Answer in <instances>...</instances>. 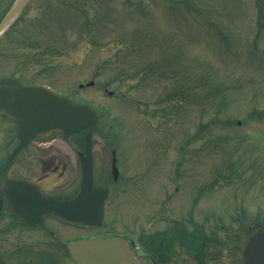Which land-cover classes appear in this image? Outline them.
Here are the masks:
<instances>
[{
    "label": "rangeland",
    "instance_id": "1",
    "mask_svg": "<svg viewBox=\"0 0 264 264\" xmlns=\"http://www.w3.org/2000/svg\"><path fill=\"white\" fill-rule=\"evenodd\" d=\"M254 3L33 0L0 43V74L73 90L97 110V160L109 166L110 142L127 158L131 206L139 172L144 188L158 187L156 160L219 164V236L244 240L249 219L264 217V15L258 33ZM36 48L43 63L31 59Z\"/></svg>",
    "mask_w": 264,
    "mask_h": 264
},
{
    "label": "flooded vegetation",
    "instance_id": "2",
    "mask_svg": "<svg viewBox=\"0 0 264 264\" xmlns=\"http://www.w3.org/2000/svg\"><path fill=\"white\" fill-rule=\"evenodd\" d=\"M16 1L0 0V24ZM32 4L33 0L26 2L0 43L27 17ZM35 50L32 61L43 63V49ZM2 79L21 86L46 87L78 102L73 90L64 93L49 84L26 83L0 74ZM7 118L12 124L6 121L3 127L0 123V264H82L80 257L86 252H80L81 244L108 238L120 241L121 264H241L247 241L264 231V217L262 222L252 218L246 239L239 230L231 236H219V228L223 227L219 226V164L215 171L207 172L206 159H173L166 167L156 160L158 171L153 176L158 187L144 188V173L139 172L138 204L129 205L127 158L117 155L110 142L103 147L110 148L109 166L107 159L98 162L93 139L90 159L93 185L102 193L101 221L87 225L66 220L85 215L86 210L88 216H96L90 213L96 207L95 195L67 206L64 218L51 212V206L45 203H63L83 196L82 159H87L88 129L69 137L37 134L25 140L20 138L15 122L0 111V121ZM79 136H83L82 141ZM8 183L10 188L5 187Z\"/></svg>",
    "mask_w": 264,
    "mask_h": 264
},
{
    "label": "water",
    "instance_id": "3",
    "mask_svg": "<svg viewBox=\"0 0 264 264\" xmlns=\"http://www.w3.org/2000/svg\"><path fill=\"white\" fill-rule=\"evenodd\" d=\"M27 0H17L11 11L0 24V37L11 25L12 21L25 5ZM92 85V83H89ZM0 111L10 117L18 126L19 136L25 140L40 134L49 137L58 133L68 137L83 129L93 127L97 121V113L87 104L72 103L44 87L21 86L10 79L0 80ZM24 140V139H23ZM85 154L87 159H82L83 165V196L68 202L58 203L47 200L50 211L62 217L67 212V206L73 207L82 202L84 197L95 195L96 207L85 215L65 218L71 222L80 221L87 225H95L102 217V193L93 185L91 156V134L85 136ZM114 165V163H113ZM115 168H113V174ZM11 187V183L6 184ZM64 218V217H62ZM80 252L86 255L80 257L82 264H121L123 250L120 241L115 238L96 239L92 242L81 244ZM241 264H264V231L250 237L242 251Z\"/></svg>",
    "mask_w": 264,
    "mask_h": 264
},
{
    "label": "trees",
    "instance_id": "4",
    "mask_svg": "<svg viewBox=\"0 0 264 264\" xmlns=\"http://www.w3.org/2000/svg\"><path fill=\"white\" fill-rule=\"evenodd\" d=\"M255 8H256V12H257V22H258V26L261 28V29H258V33H261L262 31V28H263V23H262V18H263V15H264V8L262 6V1L261 0H255ZM150 64H153V65H147L145 68V71H143L145 73L146 76L149 75V73H154L156 68H157V64L158 62L156 63H150ZM147 69V70H146ZM156 73V72H155ZM154 73V74H155ZM175 96H172L174 98V100H179V90H175ZM170 99H164V100H161V102H168Z\"/></svg>",
    "mask_w": 264,
    "mask_h": 264
}]
</instances>
